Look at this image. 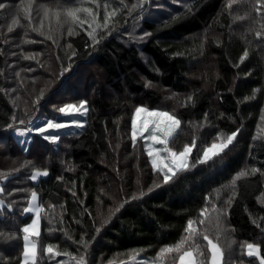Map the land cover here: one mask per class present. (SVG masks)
<instances>
[{
  "label": "trees",
  "instance_id": "1",
  "mask_svg": "<svg viewBox=\"0 0 264 264\" xmlns=\"http://www.w3.org/2000/svg\"><path fill=\"white\" fill-rule=\"evenodd\" d=\"M3 2L0 88H17L28 102L44 89L32 119L57 114L58 107L80 100L88 101V112L81 130L60 133L55 146L34 135L26 151L5 128L11 114L20 112L12 105L13 97L0 91V172L8 174L0 198L14 202L0 215V233H4L0 236V264L22 260V228L31 221L23 209L32 189L44 207L40 236L36 237L38 264L70 260L65 255L51 256L45 251L48 244L62 253L84 254L88 264H119L136 254L153 257L158 264H171L170 257L160 261L159 249L179 241L188 219L199 217L206 197L218 208L227 209L219 237L225 260L229 264H258L255 257L244 254L242 245L259 243L264 252V176L257 173L240 178L231 206L225 201L232 195L230 181L237 172L251 167L264 171V121L260 119L264 113V41L249 31L259 27L253 23V18L259 17L247 5L234 4L228 9L227 0H183L173 3L174 10L140 19L141 10L133 9L129 15L120 0H97L100 23L104 4L109 5V11L120 9L110 18L116 23L112 34L89 47L86 32L77 27L78 34L69 37L65 25L58 47L27 27L20 0ZM81 2L92 6L87 0H35L32 24L39 27V4L55 8ZM138 2L124 0L129 8ZM185 5L192 10L187 11ZM246 11L250 17L236 19ZM172 16L178 19L172 20ZM14 17L20 24L9 33L7 27ZM145 31L152 35L144 40L133 38ZM69 43L72 49L67 47ZM71 51L77 55L72 57L69 71L53 78L61 63L68 67ZM244 51L249 55L242 61ZM32 54L36 59H24ZM28 68L34 71L28 72ZM21 80L23 87L19 86ZM139 106L160 108L180 119V131L170 141L174 150L196 141L190 170L159 188L153 187L158 177L144 142L137 140L135 146L132 142V119ZM237 128L240 131L228 148L205 163H195L205 146L218 142V133L224 138ZM37 169L49 174L34 182L30 177ZM13 188L27 191L7 195ZM133 195L137 199H131ZM124 201L128 202L110 215V210ZM197 227L203 230V226ZM96 228H100L98 233ZM209 235L215 240L214 227H209ZM82 237L88 242L86 254L83 244L77 243ZM195 242L207 253V241L197 236Z\"/></svg>",
  "mask_w": 264,
  "mask_h": 264
},
{
  "label": "snow or ice",
  "instance_id": "2",
  "mask_svg": "<svg viewBox=\"0 0 264 264\" xmlns=\"http://www.w3.org/2000/svg\"><path fill=\"white\" fill-rule=\"evenodd\" d=\"M92 6H84V2H81L78 6H66L61 7L57 6L55 8L48 5L39 4L37 5V14L40 15L41 20L39 27H36L32 24V8L35 0H20V11L23 12L24 17L28 21L27 27H30L32 31L39 33L42 36H45L47 40H51L53 44L59 47L58 37L64 35V26L67 25V35L69 37L77 35L76 28L79 27L84 32L87 33V36L90 38L91 43L89 47H94L99 45L101 41L105 38L106 35H111L115 30L116 23L111 22L110 18L113 17L120 9L113 7L109 11V5L104 4V17L103 23L98 21L99 8L100 5L97 3V0H87ZM151 0H139L137 4H133L131 8L124 3V0H120V4L124 9H127L128 14L130 15L133 9L139 7L141 13L145 10V6L150 4ZM234 4L247 5L251 12H254L259 19L253 18V23L259 25L258 28H249L250 32L254 33L256 38H259L261 41H264V0H227L226 7L231 9ZM6 4L3 0H0V10H4ZM187 11L192 9L185 5ZM81 14L84 15V18H81ZM251 16L250 12H245L244 16H237L236 19L243 20ZM172 20L178 19V16H172ZM47 21V26L45 25ZM111 22V26H110ZM20 24V19L14 17L12 19L11 25L7 27V31L11 33L13 27ZM85 25H88L85 28ZM98 29H103L104 32L98 33ZM151 32H143V35L140 37H133L135 39L144 40L146 37L151 36ZM34 42V41H32ZM69 49H72V45L69 43L67 45ZM16 55V53H13ZM76 51H71L68 59V67H65L63 63L60 64L59 72L52 73L53 78L57 76L63 77L66 72L69 71L71 67L72 57L76 56ZM249 55L248 51H244L241 60L243 61ZM24 59H36V55H25ZM57 60H60V57H56ZM40 67H44L43 64ZM28 72L34 71L32 68L27 69ZM0 71V75H2ZM16 77L20 76V72L15 73ZM36 78H32V83L35 84ZM24 82L19 81V86L23 87ZM6 96L10 95L12 92H16L17 88H0ZM259 91V89H257ZM29 95H32L29 92ZM45 95L44 89L39 90L35 94L34 98L29 104L28 101L24 102L23 107L21 108L20 104L17 102L20 97L17 96L15 99H12V105L14 108H17L20 112L18 115L16 112H13L10 116V122L5 124L6 129H11L16 132L18 135H27L31 132H35L42 136V138L51 143L58 142L61 137L59 135L60 129L77 127H83V121L78 119V115H85L88 112L87 100H80L78 103H66L62 107H58L57 111L64 114L65 116L71 117L70 121H57L54 119H46L40 125L32 124V113L38 109L41 100ZM252 97H246V99H253ZM189 101L192 100V96L187 98ZM144 112L148 117H153L150 120L151 127L149 128V121L142 122L140 127L137 128L136 119L132 120V142L135 146L137 135L144 137V133L148 132V135L144 137L147 147V155L151 159L152 171L157 175L158 181H153V187L159 188L162 185H167L174 180L179 179L178 174H182L190 170L189 157L193 151V148L196 147L195 139L192 140L191 144H185L183 149L180 151L174 150L172 147H169L170 138L173 137L176 130L180 127L181 121L177 119L176 115H172L166 111H149L147 108L138 107L136 108V116L139 117L140 113ZM260 119L264 121V113L261 114ZM205 120H207V114L205 113ZM25 125V127H20ZM31 125V127H28ZM52 130V131H49ZM240 131L239 128L236 131L231 132L230 135H227L225 138H219L222 134H217L218 142L214 140L210 145L205 146L202 149V155L199 156L195 163H205L208 160L212 159L213 156L218 155L223 152L229 145L233 143V140L236 138L237 133ZM154 145H161V147H154ZM13 171H17L14 169ZM260 173L261 176H264V171L257 167L245 168L236 173V175L230 181V187L232 188V195L229 196L228 200L225 201V204L230 207L232 199L235 196V187L237 181L242 177H248ZM49 173L47 170L42 173L39 169L31 175L30 179L36 181L39 176H47ZM8 179V174L0 172V194H4L6 189L2 181ZM58 179H63V177H58ZM27 191L26 189L13 188L11 192H8L7 195L11 196L13 192H22ZM71 191V189H69ZM149 192L152 191V187H149ZM73 195L75 193L73 192ZM143 191L140 192V196H143ZM131 199H137V196L133 195ZM38 201V193L35 189L31 190L30 201L28 207L23 209L24 213H31L33 217L31 218L30 223L23 225V252L22 260L19 264H38L37 259V242L33 237L40 236V224H41V215L44 212V207ZM124 201L119 204L114 209L110 210V215H114L124 206ZM13 203H7L5 199H0V215L3 214L4 209H11ZM82 203V202H81ZM54 207V206H52ZM227 215L226 208H218L214 200L206 197V203L203 208L200 209L199 217L197 219H188L187 225L184 229V235L179 239L178 242L170 245H165L159 249L158 257L160 261L163 262L166 258H171V264H229V261L225 260V250L221 247L219 243V237L224 232L223 220ZM79 223V221H77ZM104 223H107L105 219ZM253 223H256L253 220ZM197 226H203L202 231H198ZM214 227L216 230L215 242L213 238H210L209 227ZM259 227V225H257ZM95 231L98 233L100 228H96ZM4 233H0V236H3ZM200 236L203 240L207 241V253L202 251L199 244L195 242L196 237ZM11 238V235L8 237ZM78 244H83L85 249V254L88 249V242L81 238L77 241ZM231 247V245H229ZM246 247L247 256L255 257L258 264H264V252H262L261 245L259 243H247L242 245V248ZM47 253L51 256H61L65 255L70 257V260H59L57 264H88L85 255L73 256L69 252H60L55 250L52 244H48L45 249Z\"/></svg>",
  "mask_w": 264,
  "mask_h": 264
},
{
  "label": "rangeland",
  "instance_id": "3",
  "mask_svg": "<svg viewBox=\"0 0 264 264\" xmlns=\"http://www.w3.org/2000/svg\"><path fill=\"white\" fill-rule=\"evenodd\" d=\"M154 1L155 0H151V3L148 5V7L145 8V10L143 11V13H140L141 14L140 19H143V18H154V16L158 17L159 14L165 13L168 8H171L172 10H174L175 7H176V5H174L173 3L182 2L183 0H156V4H155ZM158 3H162L161 4L162 6L159 5ZM135 9H136V11L137 10H140L139 7L135 8ZM138 20L139 19H137V21ZM27 93H29V92H27ZM10 95L13 97V99H15L17 96H19L20 99L17 102L19 104H21L20 105L21 107L24 105L25 95L23 96V94L21 92L16 91V93H11ZM30 103H31V101H29V104ZM139 107L147 108L145 106H139ZM147 109L150 112L151 111H166V110H163V109H160V108H153V109L147 108ZM51 112H53V110H51ZM166 112H168V111H166ZM77 118L84 122L83 123V126H84L85 125L86 114L85 115H78ZM152 118L153 117H148L147 114L144 113V112H141L140 115H139V117L136 116V111L133 114V119H136L137 128H139L140 125H141V123L142 122H145L146 120L149 121V128H150L151 127L150 120ZM46 119H54V120H57V121H70L71 117L65 116L62 113H57V114L56 113H53V115H51V116L39 115V116H37V117H35V118L32 119V124L33 125H40ZM177 119H179V118L177 117ZM20 127H25V125H21ZM28 127H31V125H28ZM180 127H181V124H180ZM180 127L176 130V132H175V134L173 135L172 138H174L179 133ZM82 128H77V127H74L73 126L71 128L60 129L59 130V134L62 133V132H77V131L81 130ZM10 131H11V134H13L18 139V141L20 142V145L22 146V148L24 150H26V151L29 149L30 142H31L33 136L34 135H39V134H37L35 132H31V133H29L27 135L21 136V135H18L16 132H14L11 129H10ZM49 131H52V130H49ZM147 135H148V132H145L144 133V137H146ZM144 137H141L140 135H137L136 141L141 139L144 142L145 150L147 152L146 141H145ZM172 138H170V141H171ZM170 141H169V147H170ZM57 143L58 142L53 143V145L55 146V145H57ZM154 147H161V145H154ZM149 160L151 162V159L150 158H149ZM189 160H190V157H189ZM39 171L41 173L43 172L42 170H39ZM35 172L36 171H34L32 173V175ZM41 177H43V175L39 176L36 181H38ZM36 181H34V182H36ZM29 201H30V199H29ZM37 202L40 203L39 196H38V201ZM28 205H29V202H28ZM28 205H27V207H28ZM25 214H29L31 216V218L33 217V214H31V213H25ZM40 231H41V224H40ZM33 239L36 241V237H33ZM214 242H215V240H214ZM247 243H250V242H246L245 245ZM246 253H247V249H246V247H244V254L247 255ZM119 264H158V263H157V259H155L153 257H147V256H144V255H141V254H136V255L132 256L130 260L125 261V262H122V263H119Z\"/></svg>",
  "mask_w": 264,
  "mask_h": 264
}]
</instances>
